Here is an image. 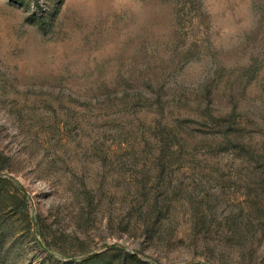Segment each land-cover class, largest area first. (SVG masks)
<instances>
[{"label":"rangeland","instance_id":"374dc122","mask_svg":"<svg viewBox=\"0 0 264 264\" xmlns=\"http://www.w3.org/2000/svg\"><path fill=\"white\" fill-rule=\"evenodd\" d=\"M132 256L264 264V0H0V264Z\"/></svg>","mask_w":264,"mask_h":264},{"label":"trees","instance_id":"16d2710c","mask_svg":"<svg viewBox=\"0 0 264 264\" xmlns=\"http://www.w3.org/2000/svg\"><path fill=\"white\" fill-rule=\"evenodd\" d=\"M95 256H96V255L91 256L90 259H93ZM132 258H135V260H136L139 264H150V263H148V262H144V261L139 260V259H138L137 257H135V256H132Z\"/></svg>","mask_w":264,"mask_h":264}]
</instances>
